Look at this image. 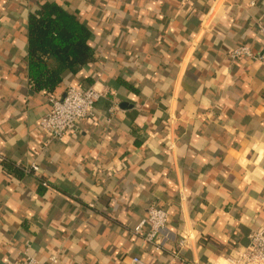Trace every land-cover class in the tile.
Wrapping results in <instances>:
<instances>
[{"label":"crops","instance_id":"crops-1","mask_svg":"<svg viewBox=\"0 0 264 264\" xmlns=\"http://www.w3.org/2000/svg\"><path fill=\"white\" fill-rule=\"evenodd\" d=\"M40 1L0 0V264H226L264 230V63L229 57L264 51V0H49L93 55L52 97L27 76ZM86 84L95 115L49 141V99ZM150 205L174 236L159 252L133 232Z\"/></svg>","mask_w":264,"mask_h":264},{"label":"built area","instance_id":"built-area-1","mask_svg":"<svg viewBox=\"0 0 264 264\" xmlns=\"http://www.w3.org/2000/svg\"><path fill=\"white\" fill-rule=\"evenodd\" d=\"M258 30L264 40V25H259ZM229 57L232 60L249 58L264 63V51L253 53L244 45L231 49ZM103 96L104 92L94 85L83 88L69 87L61 98L49 99V110L40 118L38 126L48 135L49 141L60 140L65 134L76 131L80 120L95 115L96 102ZM29 170L36 172L38 167L36 164H31ZM133 232L141 235L143 246H149L154 252L164 250L174 239L168 228L167 211L155 205L147 208L145 216L134 226ZM183 245V240L177 242L178 247ZM225 261L226 264H264V230L256 229L250 232L247 244ZM13 264H60V259L57 255L51 254L47 261L42 263L25 254L23 259ZM131 264H143V262L133 257Z\"/></svg>","mask_w":264,"mask_h":264},{"label":"trees","instance_id":"trees-1","mask_svg":"<svg viewBox=\"0 0 264 264\" xmlns=\"http://www.w3.org/2000/svg\"><path fill=\"white\" fill-rule=\"evenodd\" d=\"M25 21L30 89L52 97L64 72L75 74L92 61L91 29L74 12L49 0L40 1Z\"/></svg>","mask_w":264,"mask_h":264}]
</instances>
